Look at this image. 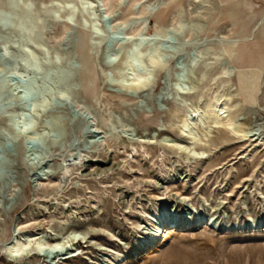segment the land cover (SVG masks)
<instances>
[{
  "label": "rangeland",
  "instance_id": "obj_1",
  "mask_svg": "<svg viewBox=\"0 0 264 264\" xmlns=\"http://www.w3.org/2000/svg\"><path fill=\"white\" fill-rule=\"evenodd\" d=\"M121 1L0 0V243L77 228L30 264H264V0ZM138 41L167 59L144 88L118 74ZM31 81L49 90L39 136L15 137L10 116L39 100L23 97ZM215 93L248 139L213 127L199 157L161 140Z\"/></svg>",
  "mask_w": 264,
  "mask_h": 264
},
{
  "label": "bare ground",
  "instance_id": "obj_2",
  "mask_svg": "<svg viewBox=\"0 0 264 264\" xmlns=\"http://www.w3.org/2000/svg\"><path fill=\"white\" fill-rule=\"evenodd\" d=\"M81 4L84 5L82 8L86 9L87 7L96 8L95 0H80ZM125 0L120 2L124 4ZM122 6V5H121ZM93 14L95 11H92ZM106 12L111 14L113 12L112 6L106 7ZM10 16V15H9ZM10 18V17H6ZM132 23V22H131ZM124 27H131V24L122 23ZM134 25V24H133ZM68 26V25H67ZM67 26L64 25L67 30ZM173 29L181 31L184 29V26L181 23V16L178 15L172 21ZM95 28V27H94ZM132 32H135L133 27H131ZM140 40V39H139ZM142 40V39H141ZM132 44V42H131ZM143 44L141 41L135 42L130 46V49L124 55L123 61L119 66V79L121 82H126L130 80L134 82V86L136 88H144L150 85V81L152 80L153 74L156 72V68L162 69L167 65V59L164 57V53H162L161 47L157 44L153 48H147L146 51H142ZM133 52V57H130L129 52ZM147 62L150 64L151 68L148 73L144 71L145 67H148ZM112 63V62H111ZM118 69V68H117ZM145 74H144V72ZM147 71V70H146ZM122 84V83H121ZM126 84V83H125ZM133 84V83H129ZM184 94V93H183ZM229 99L221 93H215L213 97L207 102L203 107H197L196 109H185L181 123L179 125V131L182 137H170V136H162L161 140L166 142L167 145L173 147L174 149L179 151L180 153L185 152L188 156L191 154L193 156L199 157L201 154H205L204 148L201 151H196V145L204 142V138L210 136V132L213 127H226L230 129L235 136L240 138H247L250 133V128L245 126L242 123H239L237 120V115L234 112L230 111ZM17 117L18 113H15ZM34 126L32 128L31 134H35L39 136L37 132V124L34 119ZM207 124L205 127L204 125ZM201 125L204 126L202 128V135L200 133ZM11 127V126H10ZM27 136V135H26ZM202 136H205L204 138ZM150 141L154 138V136L150 137ZM248 139V138H247ZM148 141V140H147ZM149 142V141H148ZM113 163V162H112ZM112 166L109 167V169ZM107 170V169H106ZM104 170H98L95 174L101 175ZM90 173V172H88ZM92 175V174H91ZM174 225V224H173ZM172 226V225H171ZM172 229V228H171ZM18 231V230H17ZM160 230L156 231L159 232ZM80 230L71 229L66 232H60L57 234L50 235V239H47V232L45 231H36L30 232L27 230H22L19 232L13 231L12 235L5 242L0 243V251L5 254H8L16 260V264H30V258L33 254H40L39 251L49 248H63L66 243L71 241L78 242L80 236ZM160 233V232H159ZM165 234V233H164ZM158 235V234H157ZM48 236V235H47ZM166 236V235H165ZM84 237V236H83ZM49 238V236H48ZM154 242H160L157 236H153ZM65 250V249H64ZM36 251V253L34 252ZM83 250H72L66 251L63 253L61 259H70L72 257L77 256L78 254H82ZM63 263V262H62ZM58 264V263H57Z\"/></svg>",
  "mask_w": 264,
  "mask_h": 264
},
{
  "label": "water",
  "instance_id": "obj_3",
  "mask_svg": "<svg viewBox=\"0 0 264 264\" xmlns=\"http://www.w3.org/2000/svg\"><path fill=\"white\" fill-rule=\"evenodd\" d=\"M21 1H23V0H21ZM157 8H158V6H157ZM157 8H155L154 10L156 11ZM68 21L71 22L72 20L68 18ZM95 35H96V33H94V36ZM114 38L118 39L119 35H115ZM129 54H130V57L132 58L133 57V52L130 51ZM117 59H118V57H111L109 59V61L110 62H114ZM15 77H16V75L8 76V78H15ZM5 85H6V80L2 81L0 87L3 89ZM22 92H23V97L24 98H29V97H33V96H37L38 97L39 96V100L36 101L35 105H32V107L30 108L31 111L29 113L20 114L17 117L10 116L9 124H10L12 130L14 131L15 137L24 136V135H26V134H28V133H30L32 131V128L34 126V122L32 121V119L33 118L36 119L37 117H39V115L41 114L42 110L44 109L43 107L46 106L47 102H48L47 98H46V95L49 94V90H48V87L46 86V84L37 85L33 81L27 82L23 86ZM38 110H41V112H37ZM50 250L51 249H48V250L47 249H43V250L39 251V253L43 254V253L48 252ZM56 250L57 249H53V251H56Z\"/></svg>",
  "mask_w": 264,
  "mask_h": 264
}]
</instances>
